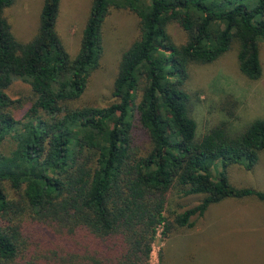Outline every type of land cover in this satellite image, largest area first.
Masks as SVG:
<instances>
[{
  "label": "trees",
  "instance_id": "16d2710c",
  "mask_svg": "<svg viewBox=\"0 0 264 264\" xmlns=\"http://www.w3.org/2000/svg\"><path fill=\"white\" fill-rule=\"evenodd\" d=\"M61 1L44 0L23 41L6 15L16 0H0V264H151L160 229L169 237L193 227L227 198L264 202V190L233 185L226 169L255 167L264 119L238 135L223 121L197 137L186 88L191 66L233 47L240 72L261 78L264 0H91L75 58L58 30ZM112 8L134 13L139 34L121 55L112 99L81 103ZM21 82L29 91L14 99ZM173 193L202 198L178 211Z\"/></svg>",
  "mask_w": 264,
  "mask_h": 264
},
{
  "label": "rangeland",
  "instance_id": "374dc122",
  "mask_svg": "<svg viewBox=\"0 0 264 264\" xmlns=\"http://www.w3.org/2000/svg\"><path fill=\"white\" fill-rule=\"evenodd\" d=\"M44 0H16L6 10L16 36L27 41L34 36ZM91 0H62L58 18L68 52L75 58L82 32L90 14ZM139 34V19L129 10L112 8L104 25V53L98 69L79 102L104 105L112 99V89L122 53ZM173 34L180 38V28ZM238 50L233 47L208 65H193L186 88L191 94V114L198 122L197 137L226 121L232 135L241 134L256 119H264V42L261 45L263 74L258 80L243 75L238 66ZM28 85L16 83L9 91L14 99L27 95ZM15 143L7 138L1 148L10 152ZM222 160L212 167L217 177ZM229 181L238 187L264 190V149L255 167L247 170L229 164ZM172 208L183 211L198 204L200 195L173 193ZM182 206V207H181ZM195 225L169 237L159 230L153 245L151 264H264V202L250 195L227 198L210 205L203 216H194Z\"/></svg>",
  "mask_w": 264,
  "mask_h": 264
}]
</instances>
